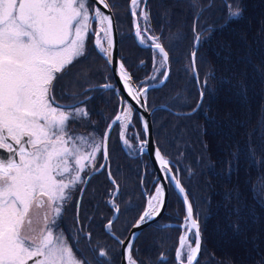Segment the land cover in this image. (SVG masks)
Instances as JSON below:
<instances>
[{"label":"trees","instance_id":"16d2710c","mask_svg":"<svg viewBox=\"0 0 264 264\" xmlns=\"http://www.w3.org/2000/svg\"><path fill=\"white\" fill-rule=\"evenodd\" d=\"M130 1L108 0L118 25L120 54L125 53L135 67L142 56L135 48ZM141 8L151 16L154 36L159 37L171 63L167 83L149 90L146 100L149 109L167 107L152 114L153 133L162 154L179 171L201 222L202 253L196 264H264V0H146ZM230 8L239 9L242 15L230 17ZM197 36L195 64L203 100L191 114L200 99L191 62ZM87 44L73 73L79 77L92 68L105 74L107 62L93 40ZM122 58L120 55L123 62ZM92 71L86 79L74 82V87L82 90L95 85L94 80L104 81V77L94 78ZM159 72L151 82L158 83ZM95 92L110 99V91ZM93 99L94 94L83 105ZM112 105L106 124L117 112V99ZM81 123L88 127V118L78 120V130ZM104 129L97 131L98 141L103 139ZM111 137L110 178L120 186L121 219L130 228L144 209L143 166L138 159L122 154V171L118 169L116 160L122 150L117 148L114 134ZM98 181L107 185L108 192L114 185L105 174ZM175 192L171 189L163 216L172 223L177 214L186 218L184 201L177 194L176 203ZM88 193L93 194L91 188ZM175 224L168 229L149 224L140 233L134 249L139 264H156L161 256L173 263V253L166 255L162 249L173 251L177 245Z\"/></svg>","mask_w":264,"mask_h":264},{"label":"snow or ice","instance_id":"6c2138e0","mask_svg":"<svg viewBox=\"0 0 264 264\" xmlns=\"http://www.w3.org/2000/svg\"><path fill=\"white\" fill-rule=\"evenodd\" d=\"M99 2L105 8L109 7L105 0ZM140 4L141 0H131L133 15ZM141 15L147 22L148 13L141 9ZM240 15L241 11H231L230 8V17ZM96 21L101 25L100 31L108 47L100 46L99 33L93 31L95 44L105 56H111L112 18L92 7L91 0H0V150L7 153L6 156L0 153V264H29V261L33 264H91L83 252L81 259L76 258L73 246L59 231L56 221L64 204L72 198V192L85 182L82 173L86 167L95 169L98 153L103 159L108 158L107 140L111 125L99 141L94 137L70 135L69 120L75 122L87 118L88 113L75 105L58 104L50 92L57 74L74 59L84 56L90 22ZM144 31H148L147 25ZM135 37L139 38V43H145L139 23ZM149 40L151 43L147 46L154 47L161 56L160 68H166L168 52L158 42L159 37H149ZM191 55L194 63L195 52ZM120 70L129 95L140 103L138 97L141 93L129 84L131 76L122 63ZM160 75L167 79L166 72H160ZM130 112L129 106L124 120L117 115L112 123L122 122L127 127ZM143 128L147 133V122ZM123 135L121 132L122 138ZM124 144H128L126 139ZM146 144V140L141 142V152ZM156 156L162 165L168 164L158 149ZM165 171L170 172V169ZM171 178L184 193L179 180L175 176ZM112 183L115 184V180ZM160 195L161 189H157L153 198L157 203L153 205L149 200V210L139 217L137 227L151 219L154 213L158 214L162 203ZM41 197L47 198L52 218L49 221L45 215L37 242L22 233L25 224L32 225L29 213L33 203L44 206ZM183 198L187 200L186 195ZM113 207L114 218H118L119 207ZM186 212L188 231L195 230V247L188 244L185 253L187 264H192L200 250V231L197 220L192 218L191 204L187 205ZM106 231L111 234V222ZM80 232L85 240H90V233H83L82 229ZM72 239L75 241L76 235ZM185 244L186 238L181 237L180 247L185 248ZM125 247L129 252V264H135L130 245ZM76 248L79 252L78 245ZM89 250L96 254V264H112L106 251L99 248ZM176 255L179 259L181 251L178 250ZM161 264H167V261L162 258Z\"/></svg>","mask_w":264,"mask_h":264},{"label":"flooded vegetation","instance_id":"af4514ba","mask_svg":"<svg viewBox=\"0 0 264 264\" xmlns=\"http://www.w3.org/2000/svg\"><path fill=\"white\" fill-rule=\"evenodd\" d=\"M92 3L93 2L91 1V6L93 7ZM90 12H91V7H90ZM138 21H139V26L141 28V34L144 37V39L147 41L145 43L146 47L140 48L137 45V42L135 39V33H134L133 19H132V34L135 40V48L138 50V52L140 53L142 57L136 61L135 67L130 66L128 57L125 53L120 54V48H119V57L120 55L121 57H123L122 58L123 62L127 66V69L129 70V73L131 77L133 78L134 83L139 85V87H142L143 85H149L152 83L155 84L154 82H151L149 79H154L157 72H159V70H161L160 72H162L163 70H164L163 72H166V68L164 69L160 68L161 57H159L152 50V48L147 46L149 43H151L148 35L154 36L155 34L152 29L151 16L148 17L147 22H143V20H141L139 17H138ZM146 25L148 27L147 32L144 31V28ZM93 26L92 25L90 26L91 32L95 31ZM108 69L109 70L105 74L100 75V77H104L103 82L97 83L95 85H88L82 90H79L78 88L76 89L74 87L73 77L75 76V74L73 72L71 73L61 72L57 74V78L52 81L50 96H54L58 104L65 105V106L75 105L77 107L86 109L88 113V116H87L88 121H89L88 127H86L84 124L81 123L79 124L80 128L78 130L76 128V124H78V121L73 122L72 120H69L68 132L70 135L75 136V137H81L83 136L84 132H87L85 133V137H94L96 140H98V136H96L98 134L97 131H101L102 128L105 127L104 129V133H105L106 128L109 125L106 123L108 120V116L112 114L113 112L114 107L112 105V102L114 103L115 99H117L118 108L114 116L118 113L120 103H121V100H120L121 95H118L116 93L115 87H112L109 89H104L100 87L107 83L108 84L115 83V79L113 77V74L109 66H108ZM146 70L149 71L148 74L145 77H142V74L146 72ZM151 74L153 75L154 78L153 77L150 78ZM67 79H69L68 82H67ZM160 81L161 79L158 80V83ZM95 90H98L99 92H102L105 90L110 91V94H109L110 99H108L107 96L104 94L96 95ZM93 94H94V99L91 100L88 105H83L91 98ZM108 102H110V106L108 105ZM124 105L125 103L122 106L123 110L125 107ZM122 112H121V115H122ZM121 125H122L121 122H117L114 127L115 128L114 139L115 141H117V148L122 150V153H119L120 157L119 158L116 157L117 158L116 166L118 167V169L121 168V171H122V158H121L122 154L128 156L129 158L138 159L139 162H141L143 166L141 188H142V197L144 200V207H145L147 198L152 196L155 193V190L157 189L159 177H158L157 171L155 170L153 166V163H151L152 161H150L151 159L149 155L147 153H141L138 150L140 148V141L145 139V136L142 133H140V127H141L140 122H137L134 119L133 126H131V128L127 130V133L125 135L126 140L128 141V144L131 145V149L125 146L123 143V139L120 135ZM91 129H94L96 131H90ZM135 129L137 133H135ZM122 146L126 148L127 150H129L131 153H127L122 148ZM0 153H3L5 156L7 155V153L4 150H0ZM112 160H113V155H111L109 151H108L107 159H103L101 153H98L96 155L95 169L86 167L85 172L82 173V177L85 179V182H86L87 178H89L91 174L93 173L94 174L90 177L86 185L84 182L81 186H78V188L72 192V198L66 204H64L61 215L57 218V221H56L57 225L59 226V231L63 232L66 240H68L69 245L73 246V253L75 254V256L81 259L82 258L81 252H83L84 256H86L87 259L91 261V264H96V259H95L96 254L90 251L89 248H99L100 250L106 251L108 253L109 258L111 259L112 264H120V261L122 258V245H121L120 240H125L129 230L131 229V227L134 225V223L138 219L136 218L133 225L130 228H127L121 219L123 218L122 217L123 216V205L121 203V200L119 199V196H120L119 187L120 186L115 181V184L108 192L106 188L107 185L106 184L101 185V183L98 181V178L100 177L101 179H103V174H105L106 177L108 176V178L112 182L110 178V175H111L110 167H111ZM102 163L104 164L103 168L100 167ZM170 166L173 172L178 174V177L180 180L179 171L174 169L171 163H170ZM98 168L100 171H98ZM147 182H148V188L146 186ZM168 183H169V197H170L171 189L173 191L175 190L172 184L170 182ZM89 188H91V192L93 194L88 193ZM177 197L179 196L176 193V196H174V198L176 199V203L178 202ZM40 199H43L45 201L44 206L39 207L37 206L36 202L33 203V206L29 213V217L32 220V225L29 226L28 224H25L23 233H22L24 236L29 237L30 239H34L37 242H39L38 237L40 235V231L44 227L45 215L48 216L49 221L52 218V212H51L50 206L47 203V198L41 197ZM168 202H169V198H168ZM113 205H116L119 207L118 218H114L116 214L114 212ZM166 210L164 214L161 216V218L151 223V225H153L154 227H158L160 229H168V228H173L174 223H178V224H175L176 227H174L175 233L177 234V245L175 246L173 251L172 250L170 251L169 247H164L162 249V252H165L166 255H169L170 252L173 253V263L171 264H176L175 252L179 245L178 239L180 236L182 237V235L185 234V230L187 227L185 223V214H184V218L182 217L180 218L181 214H177L176 217H173V223H172V222H169L168 220L163 219L164 218L163 216L165 215ZM193 214H194V218L199 222L201 226L199 216L196 215L194 208H193ZM167 218L171 221L169 216H167L166 219ZM109 222H111V232H112L111 234L108 231H106V226L108 225ZM183 224H184V228H182ZM167 225H171V227H166ZM201 228L202 227H200V229ZM81 229L83 230V233L91 234L90 240H85L83 238V235L80 232ZM73 235H76L77 237L75 241L72 239ZM77 245L80 249L79 252L77 251V248H76ZM134 249H135V243L132 248V251H133L132 256H134V259H135ZM162 258L168 262L167 257L161 256L159 259L162 260ZM161 260L160 261L158 260V263L156 264H161ZM167 264H170V263H167Z\"/></svg>","mask_w":264,"mask_h":264},{"label":"water","instance_id":"95a60500","mask_svg":"<svg viewBox=\"0 0 264 264\" xmlns=\"http://www.w3.org/2000/svg\"><path fill=\"white\" fill-rule=\"evenodd\" d=\"M91 1L94 3L95 8H99L105 15H110L111 18H112L113 47L111 49V53H112L111 56H105L100 51V46H97L95 44L96 37L94 39V45H95V48L98 51V53L107 61L108 65H109V67H110V69H111V71L113 73V77H114V79L116 81V85L105 84V85H102L100 87L104 88V89H109V88L115 87L116 88L115 89L116 93L118 95H121V97H120L121 103H120V107H119V111H118L117 115L121 116L122 106H123V104L125 102H127L139 114L140 120L142 122V127H143V124L145 122H147V124H148L147 133H145L144 128H143V131L145 133V140L147 141V144L145 145L143 151H145L149 155V157H150V159H151V161H152V163H153V165H154V167H155V169L157 171L158 177L160 179L159 188L161 189V202L162 203H161V206H160L158 214L154 213L151 219H148L145 223H140L139 227L136 226L137 223L139 222V219H138L134 223V225L131 227L127 237L125 238V240H120V242H123V243H121V245H122V260H121V264H128V262H129L128 261L129 252H128V250H127V248L125 246H129L130 245V248L132 250L133 243H134V241H136L138 235L143 231V229L148 227L149 224H151L154 221L160 219L161 216L164 214V212H165V210L167 208V205H168L169 183L167 181L168 172H166L165 169L166 168L170 169V171L172 169H171V166L169 164L162 165L161 162H160V159L156 156V151H157L158 147H157L155 139H154L153 123H152V114H153L154 110L157 109V108L166 109L167 107L165 105H158V106L154 107L152 110H149L146 99H147V93H148L149 90L161 87V86H163L165 84V82H167V80L169 78V75L171 73V64H170V60H169V56H168V60L166 62V65H167V70H166L167 79L163 78L162 81L157 83V84H150V85H147V86L139 87L137 84L134 83L133 78L131 77V79L129 80V84L132 86V88L134 90H136L137 92L141 93V95L138 97V99L140 100V103H137L136 100H134L132 98V96L129 95V92H128L127 88L125 87L124 77L121 75L120 64L122 63V61H121V59L119 57V33H118L116 20H115L112 8H111L108 0H105V2L109 6L108 8H105L104 5L99 2V0H91ZM130 7H131V1H130V4H129V9H130ZM131 15L133 17L134 33H135L136 26H137V23H138V18H137L136 12H135L134 15L131 13ZM97 33H99V37H100V32L97 31ZM197 37H199V36H197ZM199 40H200V38H199ZM199 40L197 41V38L195 40V49L193 51V52H195V57H196V52H197L198 47H199ZM152 48L155 49L154 47H152ZM191 62H192V67H193V73H194V76H195V79H196V82H197V85H198V89L200 90V99H199V102H198L196 108L191 112V114H192L200 107L203 99H201V93H202L201 86H200V83H199V78H198V74H197L196 64H195V62L193 63V57L192 56H191ZM106 85H111V87H105ZM115 117L109 123V125H111V130H112L113 126L116 124V123L115 124L112 123L115 120ZM109 125H108V128H109ZM108 128H107V130H108ZM110 133H111V131L109 132L108 137H109ZM107 150H108V140H107ZM163 157L169 163V159H167L165 156H163ZM96 172H98V171H96ZM93 174H91V176ZM91 176H89V178H87V180L85 182V185L87 184V182L89 181ZM179 182H180V180H179ZM172 185H173V188L175 189V191L181 197V200L184 201V203H185V211H186L187 205L191 204V202H190L189 197L187 196V192H186L185 188L183 187V185L180 182V187H183V189H184V193H181L180 190H179V187L177 186L176 180H173V184ZM185 195L187 196V200L186 201L183 198ZM146 210H149L148 209V203L146 204V207H145L144 211H146ZM142 215H143V213H142ZM186 216H187V212H186ZM192 218L195 219L194 218V214H193ZM198 224H199V222H198ZM199 231H200V250H199L196 258L193 260L192 264H196L198 262L199 257L201 255V251H202V243L203 242H202V231L200 229V224H199ZM130 254H131V251H130Z\"/></svg>","mask_w":264,"mask_h":264},{"label":"rangeland","instance_id":"374dc122","mask_svg":"<svg viewBox=\"0 0 264 264\" xmlns=\"http://www.w3.org/2000/svg\"><path fill=\"white\" fill-rule=\"evenodd\" d=\"M143 2H144V0H141V4H140V7H138L137 9H136V14H137V18L139 17L141 20H143V22H146L144 19H143V17H142V15H141V9H143V8H141V6H142V4H143ZM110 4V3H109ZM93 7H95L94 5H93ZM113 11V10H112ZM237 11H240L239 9H237ZM114 14V13H113ZM131 14V13H130ZM115 17V16H114ZM132 19H133V17H132ZM116 20V19H115ZM138 23H139V21H138ZM93 26L94 27V30H95V32H97V31H99L100 32V37H99V39L101 40V45L100 46H103V47H108V45H107V42L104 40V38H103V32H101L100 31V28H101V25L99 24V22L98 21H96V22H90V26ZM116 25H117V23H116ZM118 28V27H117ZM142 35V34H141ZM149 37H154V36H150V35H148ZM94 39H95V37H93V35H92V32H91V30L89 31V33H88V36H87V38H86V42H85V50L89 47V44H87L90 40H93V44H94ZM135 39H136V42H137V45L140 47V48H142V47H146V45H145V43L147 42L145 39V43L144 44H141V43H139V38L138 37H135ZM200 41V40H199ZM161 45H162V47L164 48V46H163V44H162V42L159 40L158 41ZM145 45V46H144ZM94 47H95V45H94ZM150 48H152V47H150ZM96 49V48H95ZM165 49V48H164ZM84 50V52L86 53V51ZM152 50L159 56V57H161L159 54H158V51L157 50H155V49H153L152 48ZM97 51V50H96ZM166 51V50H165ZM98 52V51H97ZM169 56V55H168ZM78 59V58H77ZM77 59H74L73 60V62L71 63V64H69V65H67V67L63 70V72H65V73H68V72H74L76 69H77V67H78V65H77V63H78V60ZM104 59V58H103ZM77 60V61H76ZM105 60V59H104ZM106 61V60H105ZM107 62V61H106ZM108 64V63H107ZM122 64L124 65V67H125V69L128 71V69H127V66L125 65V63H123L122 62ZM109 66V65H108ZM110 68V67H109ZM93 69L92 68H90V69H87L86 71H84L83 73H82V75H79V77L78 76H74L73 77V79H74V82H78L79 80H83V79H86L87 78V76H90V72L92 71ZM166 70H167V65H166ZM112 72V71H111ZM152 72H153V70H152ZM151 72V73H152ZM113 74V73H112ZM153 74V73H152ZM150 75V78H152L153 77V75ZM91 75H93V77L95 76L97 79H99V77H100V75H101V73L99 72V71H96V70H93L92 71V74ZM170 75H171V73H170ZM170 75H169V77H170ZM81 77V78H80ZM94 77V78H95ZM162 79H163V77L161 78V81H162ZM169 79V78H168ZM150 81H153V79H149ZM96 81H98V82H96ZM160 81V82H161ZM168 81V80H167ZM99 82H101V81H99V80H94V83H99ZM167 82H165V84H166ZM199 83H200V80H199ZM108 84V83H107ZM153 84V83H152ZM164 84V85H165ZM112 85H116V81H115V83L114 84H112ZM150 85V84H149ZM77 86V85H76ZM88 86V85H87ZM143 86H147V85H143ZM142 86V87H143ZM86 87V86H85ZM116 89V88H115ZM201 91H202V88H201ZM203 92V91H202ZM148 105V104H147ZM125 107H124V110H123V114L121 115L122 116V121L124 120V114L128 111V108H129V104L127 103V102H125V105H124ZM131 107V106H130ZM117 115V114H116ZM115 115V116H116ZM114 116V117H115ZM129 116H130V118H129ZM113 117V118H114ZM133 117H135V118H133ZM113 118L111 119V120H113ZM134 119L136 120V119H138L139 121H140V125H142L141 124V120H140V116H139V114L137 113V111H135L134 110V108L133 107H131V112L128 114V125H127V127H124L123 126V124L121 125V131H120V135H121V132H123V142H124V140L126 139V137H125V135H126V133H127V130L129 129V128H131V126H133V121H134ZM122 123V122H121ZM115 125L113 126V128H112V130H111V133H110V135H109V137H108V143H109V139H110V137H111V135L113 136V134L115 133ZM107 128H108V126H107ZM107 128H106V130H107ZM133 128V127H132ZM135 133H137V131H136V129H135ZM154 134V133H153ZM111 140H112V137H111ZM127 147H129L130 149H131V145H129V144H127L126 145ZM139 151H140V148H139ZM141 152V151H140ZM107 153H108V151H107ZM165 156V155H164ZM167 158V157H166ZM104 164L102 163L101 164V166H103ZM100 166V167H101ZM99 167V168H100ZM99 168H98V171H100L99 170ZM103 168V167H102ZM159 186H160V179L158 180V184H157V189H160L159 188ZM157 189L155 190V193L157 194ZM186 190V189H185ZM186 192H187V190H186ZM153 194L152 196H150V197H148L147 198V201H146V203H145V207H146V204L149 202V200H151L152 202H154V200L155 199H153L155 196H156V194ZM188 196V195H187ZM192 205V204H191ZM145 207H144V209H143V211H142V213L144 212V210H145ZM142 213L139 215V217L142 215ZM139 217H138V219H139ZM137 219V220H138ZM182 228H184V224L182 225ZM130 231V230H129ZM193 232V234H191ZM194 230L193 231H191V233L189 234V237L188 236H186V232H185V234L183 235V237H185L186 238V244H185V248H181L180 246H179V248L176 250V252H175V262H178V261H180V259H182V261L186 264L187 263V260L185 259L186 257H185V253H186V249H187V246H188V244H190L192 247H195V243H196V241H195V236H194ZM112 233V232H111ZM129 233V232H128ZM128 235V234H127ZM140 235V234H139ZM138 235V236H139ZM138 238V237H137ZM188 238V239H187ZM67 242H68V240H67ZM134 243H135V241H134ZM134 243H133V245H134ZM69 244V243H68ZM133 248V247H132ZM181 251V253H182V255H181V257L178 259L177 258V255H176V253H177V251ZM132 250H131V258H132V260H135V264H139L138 263V261H136V259H134V256H132ZM201 253H202V251H201ZM201 256V255H200ZM77 259H80V258H78V257H76ZM199 259H200V257H199ZM198 263V262H197ZM255 264H257V263H255Z\"/></svg>","mask_w":264,"mask_h":264},{"label":"bare ground","instance_id":"6f19581e","mask_svg":"<svg viewBox=\"0 0 264 264\" xmlns=\"http://www.w3.org/2000/svg\"><path fill=\"white\" fill-rule=\"evenodd\" d=\"M169 80V79H168ZM156 106H158V105H156ZM156 106H154V107H156ZM153 107V108H154ZM153 108H151V109H149V110H152ZM196 108V107H195ZM158 109H160V108H157V109H155L154 110V112L156 111V110H158ZM123 110V109H122ZM153 112V113H154ZM123 114V113H122ZM129 118H130V116H129ZM141 124H142V122H141ZM141 129H142V132H143V134H144V136H145V133H144V131H143V127H142V125H141ZM155 139V138H154ZM142 141H145V139L144 140H142ZM142 141H140V146H141V142ZM156 142V141H155ZM124 143V142H123ZM125 145V144H124ZM157 145V144H156ZM126 146V145H125ZM144 147H145V145H144ZM158 147V146H157ZM159 149V148H158ZM159 151H160V149H159ZM141 153H146L145 151H142ZM160 153H161V155H163L162 154V152L160 151ZM164 156V155H163ZM169 165H170V161H169V163H168ZM172 169V168H171ZM156 170V169H155ZM173 175L176 177V179H178L179 180V177H178V174H176L175 172H173V170H171L170 172H168V174H167V181L168 182H170L171 184H173V180H172V178H171V176L173 177ZM181 182V181H180ZM182 184V183H181ZM173 186V185H172ZM175 190V189H174ZM156 194V193H155ZM178 194V193H177ZM157 195V194H156ZM179 195V194H178ZM160 201H161V195H160ZM153 203V205H155L156 203H157V201L156 200H154V202H152ZM185 204V203H184ZM185 223H186V218H185ZM201 227V226H200ZM194 229H192L191 231H193ZM191 231H188V228L186 227V230H185V232L187 233L186 234V236H188L189 237V234L191 233ZM195 231V230H194ZM191 234H193V232L191 233ZM184 235V234H183ZM183 235H182V237H183ZM180 238H181V236L179 237V239H178V242H179V245H178V247H177V249L179 248V246H180ZM188 239V238H187ZM195 241H196V239H195ZM131 255V254H130ZM143 258V257H142ZM145 258V257H144ZM138 259V258H137ZM186 259V258H185ZM121 260H122V258H121ZM139 260V259H138ZM141 261H142V263H143V260L142 259H140ZM145 260V259H144ZM134 262H135V260H133ZM137 261V260H136ZM181 261H182V259H180V261H178L176 264H181ZM138 263H139V261H138ZM29 264H33V262L32 261H29ZM120 264H121V261H120ZM128 264H129V262H128ZM183 264H185L184 262H183ZM187 264V263H186Z\"/></svg>","mask_w":264,"mask_h":264}]
</instances>
